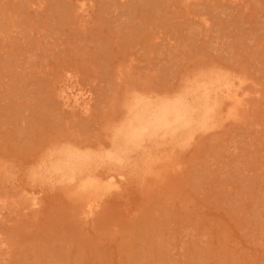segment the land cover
<instances>
[{"label": "rangeland", "instance_id": "1", "mask_svg": "<svg viewBox=\"0 0 264 264\" xmlns=\"http://www.w3.org/2000/svg\"><path fill=\"white\" fill-rule=\"evenodd\" d=\"M212 73L242 83L239 116L227 101L154 147L164 172H131L93 216L34 177L55 148H110L131 95ZM67 82L89 111L63 105ZM0 208V264H264V0H0Z\"/></svg>", "mask_w": 264, "mask_h": 264}, {"label": "bare ground", "instance_id": "2", "mask_svg": "<svg viewBox=\"0 0 264 264\" xmlns=\"http://www.w3.org/2000/svg\"><path fill=\"white\" fill-rule=\"evenodd\" d=\"M86 7L85 3L81 5L82 10L88 11ZM67 83L70 84L65 83L60 93L63 105L87 112L89 92ZM241 84L235 86L231 78L212 73L194 79L183 92L172 97L154 99L152 95L135 93L126 105V117L113 129L110 148H55L38 164L33 175L43 182L67 185L86 206L84 215L93 216L104 197L120 190L131 172L137 173L141 168L156 176L164 172L165 163L170 159L157 156L154 153L156 147L161 144L174 147L189 144L198 131L211 129L217 123L216 117L227 101L233 104L228 111L229 116L238 117L245 100V93L239 90ZM163 164L166 167L162 170ZM103 166H109L104 174L100 172ZM38 194L35 191L29 194V208L35 209L40 205Z\"/></svg>", "mask_w": 264, "mask_h": 264}]
</instances>
